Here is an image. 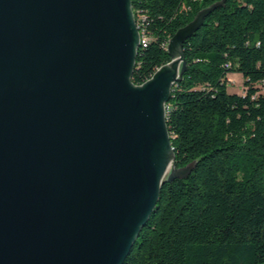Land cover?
I'll list each match as a JSON object with an SVG mask.
<instances>
[{
	"label": "water",
	"instance_id": "obj_1",
	"mask_svg": "<svg viewBox=\"0 0 264 264\" xmlns=\"http://www.w3.org/2000/svg\"><path fill=\"white\" fill-rule=\"evenodd\" d=\"M210 10L136 86L132 0H0V264L126 262L195 169L174 166L167 103Z\"/></svg>",
	"mask_w": 264,
	"mask_h": 264
},
{
	"label": "trees",
	"instance_id": "obj_2",
	"mask_svg": "<svg viewBox=\"0 0 264 264\" xmlns=\"http://www.w3.org/2000/svg\"><path fill=\"white\" fill-rule=\"evenodd\" d=\"M142 38L132 83L173 57L168 44L209 9L184 43L186 66L167 103L174 166L124 264H264V0H132ZM240 73L241 94L229 77Z\"/></svg>",
	"mask_w": 264,
	"mask_h": 264
},
{
	"label": "rangeland",
	"instance_id": "obj_3",
	"mask_svg": "<svg viewBox=\"0 0 264 264\" xmlns=\"http://www.w3.org/2000/svg\"><path fill=\"white\" fill-rule=\"evenodd\" d=\"M136 24H139L136 22ZM138 26V25H137ZM231 78V83L229 84V91L231 93L241 94L244 90V78L240 73H232L229 76ZM173 167V166H172ZM170 173V172H169Z\"/></svg>",
	"mask_w": 264,
	"mask_h": 264
},
{
	"label": "built area",
	"instance_id": "obj_4",
	"mask_svg": "<svg viewBox=\"0 0 264 264\" xmlns=\"http://www.w3.org/2000/svg\"><path fill=\"white\" fill-rule=\"evenodd\" d=\"M141 45H143V46H147V39L146 38H142L141 37Z\"/></svg>",
	"mask_w": 264,
	"mask_h": 264
}]
</instances>
